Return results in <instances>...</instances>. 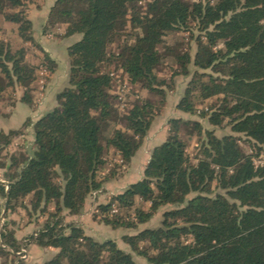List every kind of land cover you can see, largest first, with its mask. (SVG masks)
<instances>
[{
	"label": "trees",
	"instance_id": "obj_1",
	"mask_svg": "<svg viewBox=\"0 0 264 264\" xmlns=\"http://www.w3.org/2000/svg\"><path fill=\"white\" fill-rule=\"evenodd\" d=\"M34 3L40 9L43 0H0V16L23 42H34L27 11ZM129 20L140 23L131 30ZM56 27L79 39L67 47L68 85L56 95L57 107L32 125L34 151L5 153L19 132L0 131V257L15 256L25 243L9 214L20 205L41 213L53 206L44 226L25 239L58 250L43 264H140L116 240L86 236L63 213L82 215L87 198L104 191L107 178L98 173L105 142L130 164L155 117L150 99L137 98L120 113L109 93L111 66L133 87L164 99L171 83L157 69L172 55L174 75L191 76L177 110L192 116L197 100L216 98L200 117L231 133L218 137L197 120L170 119L143 176L99 205L102 221L114 230H136L121 239L148 264H264V162L254 160L264 154V0H148L144 15L137 0H55L43 30ZM176 31L190 33L194 55L166 43ZM42 51L53 72L55 61ZM23 52L0 40V97L18 86L17 101L31 104L37 66ZM191 128L195 162L181 135ZM242 139L253 154L243 151ZM113 205L118 214L109 217ZM163 207L169 209L160 227L139 229Z\"/></svg>",
	"mask_w": 264,
	"mask_h": 264
},
{
	"label": "rangeland",
	"instance_id": "obj_2",
	"mask_svg": "<svg viewBox=\"0 0 264 264\" xmlns=\"http://www.w3.org/2000/svg\"><path fill=\"white\" fill-rule=\"evenodd\" d=\"M51 1L52 0H48L50 3ZM137 1L144 15L146 13V2L148 0ZM44 2L45 0H43L42 6ZM27 6L28 17L34 22L32 28L34 42H23L17 34V27L12 23L5 22L0 16V40L6 41L15 51L24 50L23 56L25 60L37 66L36 79L31 85L30 90L31 104L17 101V99H20L23 95L22 89L18 86L8 88L0 97V131L6 133L10 131L19 132L8 146L5 152L7 154L25 151L31 154L34 151L32 125L47 112L57 107L56 95L68 85V78L67 80L65 78L67 77L69 65L67 56L64 53V48L71 43V37H64L65 30L63 27H56L51 31L44 32L41 22L45 16V11L42 7L40 11L35 3L27 4ZM139 23L140 21L134 22L129 20L128 28L133 30ZM37 37H44V42L48 48H58L54 50L57 53L55 56L58 59L55 61L56 68H54L55 70L53 72H51L50 68L45 65L43 61L44 53L42 50L45 52L47 51L44 48L41 49L38 47L40 42L39 39H36ZM46 40L49 41V44ZM165 40L167 44L174 47V50L175 48L184 51L189 50L192 55H194L196 51V43L190 40L189 32L176 31L169 34ZM59 42H61L60 46ZM112 46V50L116 52L117 48L114 47V45ZM171 56L166 58L157 69L158 76L165 79L169 84L171 83V85L164 87L166 93L164 99L160 95H150L146 90L133 87V85L123 77L115 65L111 66L109 74L113 78V83L109 89V93L115 97L114 105L119 109L120 113L127 114L129 107L137 98L142 100L150 99L154 103L155 117L144 143L130 164L125 163L118 152L114 148L108 147L105 142V165L98 173L99 178H107L104 184V191L94 192L87 198L82 215L73 217L68 216L66 211L63 213V215H65V222H74L78 224L84 230L86 236L98 242L107 239L116 240L118 245L127 252H130L135 261L140 264L148 263L145 258L133 253L130 247L121 239L123 234H135L136 230H126L123 228L114 230L105 225L102 221L105 214L101 212L99 205L110 203L113 195L124 191L126 187L138 181L143 176L141 169L149 158V152L152 153V150L162 143L169 134L170 119L182 116L184 118L197 120L201 122L205 130H215L218 137L231 133L230 127L214 128L205 118L200 117L203 112L209 111L211 105L216 102V98H210L205 101L197 100L196 114L192 116L184 115L176 109L177 103L187 88L191 76H175V64L172 62ZM190 68L193 72L192 65H190ZM102 71L107 72L105 68H103ZM15 101H17L16 105H14ZM118 127L121 128V125ZM189 130L190 131H185V129L182 130L181 135L187 142V152L190 158L195 162L194 156L198 149V140L195 131H193L192 128ZM240 144L246 154L254 153L253 147L245 142L244 139L241 140ZM254 160L256 164L263 163L264 154L261 157L254 158ZM141 205L140 203L138 206ZM145 205L144 207L146 209L150 207V204ZM168 209L169 207L161 208L152 220L140 225L139 229L160 227L162 225L163 214ZM51 211H53V206L48 208V212L41 213L40 211L31 212V209L30 212H28L24 205H20L17 207L16 212L9 214L8 219L14 221L16 224V233L19 232V237L21 238L19 240L25 243L15 256H11L8 259L0 257L2 260L1 264H20L21 262L22 264L24 262H26V264H43L58 252V250L53 248H39L35 245H29L25 240L26 237L35 234V232H38L44 226L49 217L48 213ZM116 214H118V210L116 205H113L108 216L111 217Z\"/></svg>",
	"mask_w": 264,
	"mask_h": 264
},
{
	"label": "crops",
	"instance_id": "obj_3",
	"mask_svg": "<svg viewBox=\"0 0 264 264\" xmlns=\"http://www.w3.org/2000/svg\"><path fill=\"white\" fill-rule=\"evenodd\" d=\"M55 2V0H52L51 1V3L50 2H48V0H45V2H44V4H43V6H42V8H43V10L45 11V16H44V18H43V21L41 22V24H42V26L44 25V23H45V20H46V17H47V15H48V13H49V9H50V7L53 5V3ZM48 3H49V5H48ZM47 7V8H46ZM41 8V9H42ZM41 9H39L40 11H41ZM33 24H34V22H33ZM36 39H39V42H40V45H41V47L42 48H44L48 53H49V55L52 57V59L54 60V61H56L58 58H56V56H55V54H57L54 50L56 49V48H48L47 46H46V43L44 42L45 40V38L44 37H37ZM79 39V36H73V37H71L70 38V40H71V43H69L68 45H66L65 46V48H64V53H65V55L67 56V47L70 45V44H72L73 42H75V41H77ZM46 42L49 44V41H47L46 40ZM60 44H59V46L61 45V42H59ZM56 44V43H55ZM56 47H57V44H56ZM58 49V48H57ZM56 49V50H57ZM67 78H68V70H67V77L65 78L66 80H67ZM177 109V108H176ZM150 156H151V152H149V158L147 159V161H146V163H145V165L148 163V161L150 160ZM145 165L143 166V168L141 169V173H142V175H143V171H144V168H145ZM28 231V230H27ZM29 232V231H28ZM26 233V232H25ZM16 237H17V239H21L20 237H19V232L18 233H16ZM1 262H2V260L0 259V264H1ZM23 264H26V262H24Z\"/></svg>",
	"mask_w": 264,
	"mask_h": 264
}]
</instances>
